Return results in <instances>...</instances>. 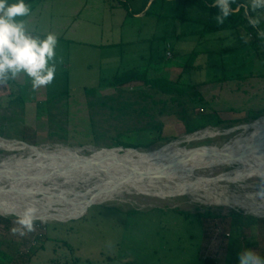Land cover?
Instances as JSON below:
<instances>
[{
  "label": "rangeland",
  "instance_id": "374dc122",
  "mask_svg": "<svg viewBox=\"0 0 264 264\" xmlns=\"http://www.w3.org/2000/svg\"><path fill=\"white\" fill-rule=\"evenodd\" d=\"M46 1L24 0L31 13L15 19L24 22L29 35L44 39L52 33V17L69 16V31L58 38L54 82L33 91L30 78L20 73L0 84V137L33 148L72 149L84 157L149 153L179 142L183 149L216 151L264 119V58L240 48L251 40L248 27L241 34L182 38L203 27L193 30L196 24L180 22L176 29L155 16L132 17L121 7L111 10L120 5L118 0H52L38 16L35 9L46 7ZM130 1L136 10L145 0ZM252 3L245 0L247 8L252 9ZM254 13L264 31V6ZM168 35L173 36L169 42ZM205 40L210 41L207 47L200 44ZM195 50L200 54L194 56ZM184 65L191 70L183 73ZM134 68L150 75L114 85L116 73ZM142 77L168 80L185 93L165 94ZM202 115L222 125L194 131L206 123ZM203 131L219 136L185 143ZM18 154L0 150V160ZM211 170H200L193 179L208 177ZM92 179L73 176L61 184L71 192L60 194L62 198L49 201L48 193L27 194L19 202L26 207L71 204L80 200L73 194L77 188L86 192L93 187ZM152 182L170 186L175 181ZM225 187L230 186L216 188L252 203L264 202L263 180L252 179L243 191ZM257 193L263 199L250 197ZM128 194L90 206L84 216L67 223L36 220L35 230L24 236L11 231L20 227L16 216H0V264H239L245 249L264 257V216L192 203L186 196L161 201L144 192Z\"/></svg>",
  "mask_w": 264,
  "mask_h": 264
},
{
  "label": "bare ground",
  "instance_id": "6f19581e",
  "mask_svg": "<svg viewBox=\"0 0 264 264\" xmlns=\"http://www.w3.org/2000/svg\"><path fill=\"white\" fill-rule=\"evenodd\" d=\"M217 133L203 131L188 138L185 143L219 136ZM181 145L183 142L173 143L149 153L130 151L126 155L114 157L97 153L84 157L66 148H33L21 141L0 137V150L12 154L19 152V156L10 155L0 160V216L17 217L22 214L27 207L19 199L27 194L40 196L48 193L50 195L46 197L49 201L54 197L62 198L60 194L70 195V191L61 189V184L79 175L93 178V187L86 192L77 188L79 191L73 194L81 196L80 200L71 204L56 205L57 208L52 205L33 206L37 209L36 220L67 223L84 216L90 206L115 201L124 194L135 192H144L161 201L186 196L192 203L236 208L249 215L264 216V202L252 203L243 199V196L219 192L216 188L226 183L230 187L225 188L244 190L252 179L264 181V119L245 128L220 150H188ZM259 153H262L261 157ZM208 169H212L208 177L193 179L200 170ZM226 169L230 170L224 171ZM217 172H220L218 177H214ZM58 179H62V182H57ZM164 179L168 183L172 180L175 182L172 185L169 183L170 186L152 182ZM207 189L212 193L206 194ZM260 195L257 193L250 197Z\"/></svg>",
  "mask_w": 264,
  "mask_h": 264
},
{
  "label": "clouds",
  "instance_id": "9594fccd",
  "mask_svg": "<svg viewBox=\"0 0 264 264\" xmlns=\"http://www.w3.org/2000/svg\"><path fill=\"white\" fill-rule=\"evenodd\" d=\"M235 0H214L219 14L214 17L218 25H223L232 14L231 5ZM264 6V0H253L252 9ZM31 8L24 0L9 4L8 0H0V84L14 80L20 73H24L31 80L33 91L48 87L54 82L57 71L56 48L58 37L49 33L46 38L32 37L26 31L25 24L16 17L30 15ZM259 18H250L249 24L257 26ZM264 38V31L259 32ZM37 209L27 207L22 214L17 215L15 223L20 227L11 229L13 234L24 236L35 230ZM239 264H264L261 257L251 249L239 253Z\"/></svg>",
  "mask_w": 264,
  "mask_h": 264
},
{
  "label": "trees",
  "instance_id": "16d2710c",
  "mask_svg": "<svg viewBox=\"0 0 264 264\" xmlns=\"http://www.w3.org/2000/svg\"><path fill=\"white\" fill-rule=\"evenodd\" d=\"M151 0H145L140 8L132 9V4L130 0H118L120 7L127 11L129 16H137L145 14L146 16H155L159 22L165 21L167 25L172 24L176 28V24L180 22H185L189 24H196L197 28L193 30H198L199 26L203 27V31H191L190 33H184L182 38H187L189 36H201L202 38L206 34L216 33V32H225L227 34H232L236 32L241 34L243 28L248 27V36H251V40L245 41L240 48L247 49L248 51H253L257 56L264 58V52L260 54L259 49H264V38L259 37V32L262 31L259 26H252L249 24L250 18H255L254 10L247 8L245 0H235L231 5L232 14L225 20L223 25H218L214 17L219 14L217 7L213 6L214 0H153L151 6L149 3ZM178 29V28H176ZM229 35V36H230ZM173 39V36H167L165 40L168 42ZM210 41H201L200 44L207 47ZM173 45L174 42L172 41ZM153 44V42H151ZM170 47V46H169ZM171 48V47H170ZM174 47L172 46V50ZM167 50L168 47H167ZM220 55L223 54V50L218 52L213 50ZM210 52H205L207 55ZM197 51L193 53L194 56H197ZM176 57V55H175ZM164 58V57H163ZM162 58V59H163ZM146 69V68H145ZM141 68H134V70L123 71V73L118 72L115 74V86H124L140 78L139 75L147 76L146 72L141 71ZM191 70L188 65L183 66V73ZM150 75V74H149ZM183 75H180V77ZM146 85H149L153 88L157 87L162 90L165 94H171L174 90L185 93L181 88L175 87L170 81L165 79H148L142 77ZM182 78V77H181ZM104 80V79H102ZM207 116H201V122L206 123L200 124L199 127L193 128L194 131L204 130L208 126H221L220 121H207ZM200 122V121H199ZM235 123V122H234Z\"/></svg>",
  "mask_w": 264,
  "mask_h": 264
},
{
  "label": "crops",
  "instance_id": "0c3cea01",
  "mask_svg": "<svg viewBox=\"0 0 264 264\" xmlns=\"http://www.w3.org/2000/svg\"><path fill=\"white\" fill-rule=\"evenodd\" d=\"M41 1V0H40ZM52 0H47L45 3L43 4H46L47 6H42L40 7V5L37 6V8L35 9V12L37 11V14L38 16L41 15V12L39 9H49V2H51ZM106 1V0H105ZM108 3V0L106 1ZM110 7V6H109ZM117 7H120V5L118 6H112L110 9L111 10H114L115 8ZM122 8V7H121ZM69 16L68 15H63V14H60V15H55L54 17H52L50 19V23H49V27H53L51 29V32L53 34H55L58 38H60V36L62 34H64L65 32L69 31ZM118 32V30H117ZM140 36V35H139ZM173 44V43H172ZM171 46V45H170ZM174 47V45H172ZM171 46V48H172ZM168 47V46H167ZM165 47V49L167 48ZM161 60H162V57H160ZM159 59V58H158Z\"/></svg>",
  "mask_w": 264,
  "mask_h": 264
},
{
  "label": "water",
  "instance_id": "95a60500",
  "mask_svg": "<svg viewBox=\"0 0 264 264\" xmlns=\"http://www.w3.org/2000/svg\"><path fill=\"white\" fill-rule=\"evenodd\" d=\"M152 2H153V0L150 1V3H149V7L151 6ZM261 120H263V119H261ZM259 121H260V120H257V121H255V122H253V123H257V122H259ZM69 150H72V149H69ZM94 150H95V149H94Z\"/></svg>",
  "mask_w": 264,
  "mask_h": 264
}]
</instances>
